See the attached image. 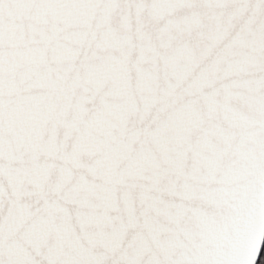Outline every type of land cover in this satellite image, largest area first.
<instances>
[{"label": "snow or ice", "instance_id": "snow-or-ice-1", "mask_svg": "<svg viewBox=\"0 0 264 264\" xmlns=\"http://www.w3.org/2000/svg\"><path fill=\"white\" fill-rule=\"evenodd\" d=\"M264 0H0V264H256Z\"/></svg>", "mask_w": 264, "mask_h": 264}, {"label": "trees", "instance_id": "trees-1", "mask_svg": "<svg viewBox=\"0 0 264 264\" xmlns=\"http://www.w3.org/2000/svg\"><path fill=\"white\" fill-rule=\"evenodd\" d=\"M256 264H264V243H262Z\"/></svg>", "mask_w": 264, "mask_h": 264}, {"label": "water", "instance_id": "water-1", "mask_svg": "<svg viewBox=\"0 0 264 264\" xmlns=\"http://www.w3.org/2000/svg\"><path fill=\"white\" fill-rule=\"evenodd\" d=\"M262 245V244H261ZM261 248V247H260Z\"/></svg>", "mask_w": 264, "mask_h": 264}]
</instances>
